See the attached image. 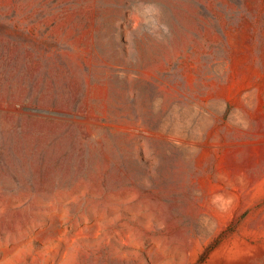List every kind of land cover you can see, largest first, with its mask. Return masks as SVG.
I'll use <instances>...</instances> for the list:
<instances>
[{"label": "rangeland", "instance_id": "1", "mask_svg": "<svg viewBox=\"0 0 264 264\" xmlns=\"http://www.w3.org/2000/svg\"><path fill=\"white\" fill-rule=\"evenodd\" d=\"M0 264H264V0H0Z\"/></svg>", "mask_w": 264, "mask_h": 264}]
</instances>
